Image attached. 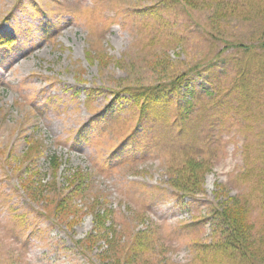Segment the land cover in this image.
Masks as SVG:
<instances>
[{"label": "rangeland", "instance_id": "374dc122", "mask_svg": "<svg viewBox=\"0 0 264 264\" xmlns=\"http://www.w3.org/2000/svg\"><path fill=\"white\" fill-rule=\"evenodd\" d=\"M220 1L233 7L222 23L213 0L192 9L184 0H0V35L17 39L0 49V264L124 260L106 238L83 243L90 234L126 248L143 234L148 264H264V0ZM175 75L187 78L167 84L165 106L151 111L113 93ZM27 138L42 144L34 181L61 187L47 197L84 175L87 194L75 203L106 214L98 230L91 215L78 212L70 229L30 200ZM53 155L63 164L56 178ZM185 156L212 161L203 191L188 198L170 172ZM234 199L249 210L244 253L217 214Z\"/></svg>", "mask_w": 264, "mask_h": 264}, {"label": "trees", "instance_id": "16d2710c", "mask_svg": "<svg viewBox=\"0 0 264 264\" xmlns=\"http://www.w3.org/2000/svg\"><path fill=\"white\" fill-rule=\"evenodd\" d=\"M184 1L186 4H188L186 6H190V8H195L197 5H201V7L205 8L212 4L211 0ZM213 1L217 6L218 11H220V14L214 15L211 18L217 17L221 23L223 20L230 19L232 13L226 10H232V5L227 3V5H229V9H226L224 2H221L220 0ZM48 25H50V22H47V25L44 27L46 33L49 32ZM218 33L212 32L211 36L215 37L216 39H221V36ZM16 42L17 39L13 35H0V49H12V46H14ZM243 47H245V45ZM87 56L89 64L94 65V57L89 52L87 53ZM213 68H216V65L213 63L207 67V69ZM247 74V71L241 72V75H243L242 80L245 79ZM186 78L187 77H177L175 75L172 78H169L171 82H169V80H164V84H158L156 86H151L150 88H130L127 87L128 85L126 87L118 86L117 90H113V93L116 94L117 98L121 97V92L126 94L129 93L133 96L134 102L137 104V106L142 108L143 111H151L154 110L159 104H163L165 106L166 102L164 101V94L166 93L167 84L170 86V84L173 82L175 85H178L183 83ZM175 85L173 86L176 87ZM215 90L220 91L218 87L215 88ZM92 94L93 90L87 91L89 98H91ZM242 96L246 97V94H242ZM181 109L183 113H185L187 107L182 106ZM27 141L29 142V149L25 154H23V156H21V163L25 164L29 161V163H32L33 166L29 170L31 172V174H29V178H31H25L21 183V187L26 191L30 200L37 204H39V202L50 204V206H52L51 210L43 206L44 210L47 211L52 218H56L59 223L67 225L70 229H74L76 225L82 221V218L84 219V215H91L94 218L96 230H98L97 225H101L100 223L105 220L106 214L101 213V209H97L95 211V208H92L93 205L88 207H80L75 203L76 199L84 197L87 194V188H85V183L83 181V178H85L84 175L78 172L79 170L75 173H72L71 176L67 178L68 185L62 189L61 195H57L54 198L47 197L45 195L47 190L51 189V191H57L60 190L61 187H58L56 180L44 182V179H38V181H34L32 176H41V172L37 168V161L42 155V144L34 138H27ZM48 159L49 165L52 169V175L54 178H56L58 172H60L61 167L63 166L62 161H60V157L57 155H53ZM211 162V159L185 156L182 166L176 168H172L173 166L170 167V172L173 175V189L179 191L183 196H193L202 192L206 176L212 168ZM44 177H46V175H44ZM42 180L44 183H42ZM248 211L249 210L246 208L244 203L234 199L226 209L222 211L219 210L217 213L218 216H220V218L223 220L226 227L225 229L230 231L231 236L234 239L233 246L239 248L243 253L248 242L247 238L249 237L248 229L250 224L247 218ZM78 212L83 213V217L81 219H79L80 216L78 215ZM70 216H74V218L69 220ZM106 229L109 228L102 227L101 231ZM140 235L143 234H138V236L129 243L128 248L121 247L125 242L122 243L119 241L116 243V239L114 241H110L112 240L110 237L104 236L97 238V236L94 234H90L83 243H86L88 246L92 247L96 242H98V240L106 238V242L110 244L109 250L107 252H109L111 249L115 251L123 250V254H125L124 260L122 259V254L114 255L111 257L113 261L110 264H148L144 261V259L141 258L142 255L149 250V244L144 240L138 239ZM105 255L106 253L103 254V259L106 260L108 257Z\"/></svg>", "mask_w": 264, "mask_h": 264}, {"label": "built area", "instance_id": "2783aa9c", "mask_svg": "<svg viewBox=\"0 0 264 264\" xmlns=\"http://www.w3.org/2000/svg\"><path fill=\"white\" fill-rule=\"evenodd\" d=\"M179 218H181V219L185 220V217H184V215H181V217H179Z\"/></svg>", "mask_w": 264, "mask_h": 264}]
</instances>
